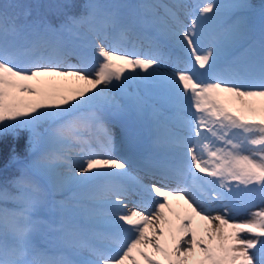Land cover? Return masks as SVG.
Listing matches in <instances>:
<instances>
[{
    "label": "snow or ice",
    "instance_id": "snow-or-ice-1",
    "mask_svg": "<svg viewBox=\"0 0 264 264\" xmlns=\"http://www.w3.org/2000/svg\"><path fill=\"white\" fill-rule=\"evenodd\" d=\"M58 7L53 24L0 2V158L17 161L21 140L27 156L0 181V264H264V3L258 26L248 0ZM176 51L194 64L180 67ZM153 98L158 151L128 186L109 125ZM134 191L161 198L151 214L122 211ZM241 193L259 205L245 221L230 215ZM220 207L230 211L214 215Z\"/></svg>",
    "mask_w": 264,
    "mask_h": 264
},
{
    "label": "rangeland",
    "instance_id": "rangeland-1",
    "mask_svg": "<svg viewBox=\"0 0 264 264\" xmlns=\"http://www.w3.org/2000/svg\"><path fill=\"white\" fill-rule=\"evenodd\" d=\"M164 2H168V0H164ZM186 2L189 3V4H195V3L202 2V0H186ZM216 2H221V0H216ZM118 3H121V2H118ZM121 4H123V3H121ZM259 14H260V9L252 10L251 15H252L253 19L255 20L257 26H258V23H259ZM256 19H258V20L256 21ZM189 22L190 21H188L187 19L185 20V23H189ZM216 29H217V25H216V23H213L210 26V31L208 33H206L204 39L202 40V44L204 46L206 45V41L210 38V36L212 35V33H214V31ZM79 39L85 45H93L94 46L95 44L99 43V41L95 40L93 35L90 32H87V31H82V35H81V37ZM105 46H109L108 42H105ZM178 54L181 55V56H179ZM175 57H179V66L182 67V68L185 67L189 62L194 64V60H190V52L186 54L183 51H176V52H174V58ZM98 59L99 58L95 56L94 47H93V50H92V65H91L93 68H95L97 66L96 65V61ZM162 71L171 72V66L170 65L166 66L165 68L162 69ZM129 74L130 73H125V75H129ZM141 75H143V73H141ZM135 90H138L140 92V94H142V95L144 94V89L143 88L138 89L135 84H133L128 89L129 93H131V92H133ZM155 101H156V103H154V104H152L150 106H146L143 109L144 112H145V116H146L147 120L150 117L152 119L156 118L159 115V112L162 110V103L163 102L160 101V99H158V98H156ZM109 127L111 129V132H112L113 138H114V146H113V150H112V152L110 154L112 156H114L115 158L124 161L122 158L118 157L119 149H121L122 151L126 150L128 153H129V151H134V152L135 151H138V152L147 151V156L152 153L151 152L152 143H150L148 138L146 136H144L143 134L138 133L136 131H131L130 129H129L130 131L128 129H125L124 131H122L123 127H122V129L119 128L118 124L115 121H112L111 124L109 125ZM129 136L131 137L130 139L132 141L129 140V143H128V142L125 141V139L126 138L129 139ZM125 147H126V149H124ZM94 150L97 151V152H101V154H103L98 143L94 144ZM25 155H26V153H25ZM73 155L76 156L77 154L74 153ZM204 158L206 159L207 156L205 155ZM77 159H79V156H77ZM26 161H27V156L17 162V164L20 167L19 169L22 170L24 168V165H25ZM79 162L81 164H83V160L82 159H80ZM188 163H190V159H189ZM60 171L63 172L64 169H60ZM129 171H130V176L126 180V184L128 186H133V185H130V183H134L135 182L134 178L139 176V174L136 172L138 170L133 169L132 167H130ZM192 171L194 172L195 169L193 168ZM196 175L200 176L201 174L200 173H196ZM85 191H86V189L83 188V187L77 189L76 190L77 199H79L81 197V194L84 193ZM171 202L173 204L176 203L175 201H171ZM180 207L181 208L179 209V206L177 205V211H181L183 207H186V206L183 205L182 201H181ZM232 207L237 209V210L236 211H230L229 208L220 207V208L217 209V211H214L213 214L215 215V214H218V212L222 213L224 211H230V215L235 220H237V221H245V220H248V219L251 218L250 213L252 211L257 210L259 205L256 204V205H251V206H247L246 207V198L244 197V194L241 193L239 199H236V200L232 201ZM141 210H143L146 214H151L154 211V209H148V210L141 209ZM242 236L247 237V234L246 233H242Z\"/></svg>",
    "mask_w": 264,
    "mask_h": 264
},
{
    "label": "trees",
    "instance_id": "trees-1",
    "mask_svg": "<svg viewBox=\"0 0 264 264\" xmlns=\"http://www.w3.org/2000/svg\"><path fill=\"white\" fill-rule=\"evenodd\" d=\"M0 2H5V0H0ZM7 2L17 5L16 11L21 14L24 13L25 7L28 8V11L31 12V17L44 16L52 21L61 20L63 18L62 13L63 9L59 8L58 5L70 2L75 7L71 9L73 14H78L82 11V5L87 2V0H7ZM104 2V0H101ZM248 2L253 6L252 10L260 9L264 0H248ZM258 19H256L257 21ZM132 95L138 94L137 91L130 93ZM142 95V94H140ZM156 98H153L152 101L155 102ZM151 101V102H152ZM120 119H131L130 117H122ZM23 140H21L20 148L18 150L19 159L26 157ZM17 168L13 161L9 160L8 154L5 153L2 158H0V181L9 180L14 177L17 173Z\"/></svg>",
    "mask_w": 264,
    "mask_h": 264
},
{
    "label": "bare ground",
    "instance_id": "bare-ground-1",
    "mask_svg": "<svg viewBox=\"0 0 264 264\" xmlns=\"http://www.w3.org/2000/svg\"><path fill=\"white\" fill-rule=\"evenodd\" d=\"M121 155V154H118V156ZM159 198V197H158ZM176 203L173 204L171 201L170 203L173 204L174 207L177 208V205L179 206V209L182 207H180L181 205V201H175ZM143 205L145 204H141L140 201H134L132 199V196H129L125 201H124V204L122 205V210L123 212L125 211L127 214H130V212L132 210H135V209H145V210H148V208H145V207H142ZM176 205V206H175ZM146 206V205H145Z\"/></svg>",
    "mask_w": 264,
    "mask_h": 264
}]
</instances>
